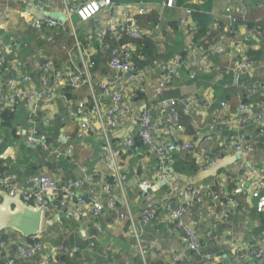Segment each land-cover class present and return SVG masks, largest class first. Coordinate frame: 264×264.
I'll return each mask as SVG.
<instances>
[{
    "label": "built area",
    "instance_id": "1",
    "mask_svg": "<svg viewBox=\"0 0 264 264\" xmlns=\"http://www.w3.org/2000/svg\"><path fill=\"white\" fill-rule=\"evenodd\" d=\"M21 1L30 9L45 11L46 3L41 0ZM173 1L166 0V6H172ZM113 6V0H86L76 7L65 4L62 12L64 20L60 23L45 16L43 20H35L34 28L49 31H62L71 26L73 14L82 22L91 21L94 28L86 33V40L94 48L84 47L83 42L72 33L73 46L68 52L69 62L63 69H56L49 60L41 68L38 86L27 75H16L0 83V111L7 107L17 108L19 105L26 108L29 122L27 143L43 151H48L49 145L41 137L36 122L39 119L44 128L50 127L52 108L40 118L39 113L44 106L51 105L59 86L63 84L70 94L64 97L66 114L78 120L77 138L90 133H98L103 138L98 161L99 171L87 173L79 180L64 182H58L48 175H30L25 178L23 188L20 189L19 177L15 173L0 170V190L11 197L20 194L26 204L40 206L44 222L61 211L67 219L77 221L86 205L91 206L90 214L93 218H98L107 211L114 213L112 225L122 226L123 237L141 264H151V261L154 264H220L221 261L226 264H264V233L249 243L236 244L230 262L204 253L205 243L201 238L211 240L215 237L216 224L244 215L247 209L225 184L219 183L215 188L209 184L183 185L173 176L170 167L171 158L193 150L189 142H169L167 139L171 129H182L178 108H181V113L188 115L201 105L194 97L164 98L162 94L174 82L181 81L182 72H187L192 79L197 71L210 73L213 67L204 62L205 56L192 59L189 55L179 56L164 63L154 61L152 65L159 75L147 80L150 77L147 72H138L131 59L136 50L134 41L141 39L146 33L127 11L123 12L122 17L110 14L105 19L100 18L102 12L111 11ZM234 9L247 13L239 5L236 8L229 7L225 16L230 17ZM187 14L190 12L187 11ZM107 36L116 43L112 49L103 41ZM209 50L222 53L218 46H212ZM96 52L97 55L103 52L109 54L107 67L113 73L112 76L96 79L93 62ZM3 61L0 57V63ZM253 66L251 60L243 59L238 63L236 73L243 75L253 70ZM83 89L87 90V98L74 97V93ZM134 94L146 98L136 119V132L124 143L114 144L109 134L123 130L131 120L135 112ZM247 94L263 96L264 81L253 84ZM220 108L227 110L228 105L221 103ZM237 109L238 118L234 119L237 125L233 127L231 120L224 122L218 118L214 124L207 126V139L212 140L219 150L225 149L240 156L254 154L259 148H264V110L258 107V111L251 114V106L244 102ZM220 125H224L226 135L217 131ZM134 136L147 147V155L142 157L136 167L140 191L135 197L144 201L138 220L133 218L126 202L127 175L120 160L122 153L132 149ZM64 140L68 141L69 137L65 136ZM201 157L202 161L198 165L200 171L215 166L216 156L204 154ZM246 166L249 196L255 201L257 215L264 217V172L254 164ZM237 168L242 169L243 162ZM101 171L112 178L113 184L102 183L99 174ZM150 174H153V179L149 178ZM159 183L167 188L165 192L160 191V186L157 191L146 193L147 189H152ZM87 187L91 190L100 189L104 201L99 197H84L80 194ZM114 189L126 207V214L116 209L117 202L112 194ZM74 199L76 204L71 203ZM201 226L205 228L202 229ZM146 228L163 230L169 235L176 234V240L185 252L174 254L155 242H145ZM3 236L6 240L0 242L1 251L7 253L13 247L14 253L0 258V264H29L38 258H45V264H54L59 256L77 257L87 249L62 244L53 246L42 239L41 233L30 237L26 244H19V235L13 231H4L2 238ZM93 246L91 243L90 247Z\"/></svg>",
    "mask_w": 264,
    "mask_h": 264
},
{
    "label": "crops",
    "instance_id": "2",
    "mask_svg": "<svg viewBox=\"0 0 264 264\" xmlns=\"http://www.w3.org/2000/svg\"><path fill=\"white\" fill-rule=\"evenodd\" d=\"M41 1L46 3L44 12L28 8L21 0H0V57L7 63L0 74V83L13 75H27L38 86L41 68L49 60L56 69H63L69 62L68 52L73 46L72 33L77 35L84 47H93L88 45L85 35L94 28V24L91 21L82 22L74 14L71 26L62 32L57 31L61 35L56 38H53V32L48 29L38 30L33 26L35 20H43L47 13L62 14L65 4L76 7L86 0ZM113 3L112 10L102 12L100 18L105 19L110 14L122 17L123 12L127 11L146 33L138 52L143 56H140L142 59L146 58L145 63L149 64L138 65V68L147 72L150 76L147 80L159 75L152 65L154 61L168 62L182 55H189L190 59L205 56L204 62L213 67L210 73L197 71L192 79L182 72L181 81L170 85L162 96L194 97L201 105L188 115L181 113V108H178L182 129H171L167 139L169 142L192 144L191 152L175 156V159L179 160L181 167L193 165L195 169L190 173L180 171V175L173 173V176L183 185L209 184L215 188L223 183L247 209L244 215L216 224L215 237L211 240L201 238L205 243V254L230 262L236 244L249 243L259 237L256 233L261 227L260 217L254 208L255 201L249 196L245 173L248 164H254L264 172V148H259L254 154L242 156L223 149L222 156L217 159L213 168L200 171L198 165L202 161L201 156L212 155L218 148L212 140L207 139V126L214 124L219 118L224 122L231 120L235 127L237 108L244 100L251 106V114L258 111V107L264 110V95L247 94L253 84L264 81V0H174L170 7L166 6V0H113ZM239 5L247 13L234 9L230 17L225 16L229 7L236 8ZM235 16H241L246 23L235 25ZM194 26L197 30H193ZM198 32L200 36H197ZM111 43L113 44L112 41ZM212 46L220 47L222 53L211 52L209 49ZM99 54L96 52L94 57H103V54ZM246 58L254 63L253 70L237 75L238 63ZM104 67L101 60L99 70L95 72L96 79L108 78ZM73 95L79 99L87 98V90L83 89ZM68 96L69 90L61 84L51 105L44 106L39 113L40 118L52 108L50 127L44 128L39 119L36 122L41 137L49 145L48 151L27 143L28 112L22 105L13 111L10 121H0V168L19 177L20 189L23 188L25 178L30 175H48L58 182H64L79 180L87 173L99 171L98 161L103 138L98 133L77 138L78 120L66 114L64 97ZM138 101L133 97L135 112L123 130L110 133L112 140L124 143L136 132V119L140 108L145 104ZM221 103L227 104L228 109L222 110ZM87 106L89 107L88 102ZM217 131L227 134L224 125L218 126ZM65 136L69 137L68 141L64 140ZM125 153L129 156L138 154L132 149H127ZM127 161L122 159L127 175L125 187L128 185L131 214L138 220L144 201L135 197L140 191L136 164L129 165ZM241 162L243 168L238 169ZM151 168L154 170L153 166ZM99 174L102 181L108 176L104 171ZM80 194L84 197H99L104 201L100 189L91 190L87 187ZM112 194L117 202L116 209L126 214V207L117 190L114 189ZM71 203L76 204V200H71ZM90 208V205L84 206L82 216L77 221L67 219L62 211L43 221L40 233L47 243L53 246L62 244L87 248L81 256H59L54 264H141L124 239L122 226L112 225L114 213L107 211L98 218H93ZM144 238L145 242H155L174 254L185 252L176 240V234L169 235L163 230L146 228ZM91 243L94 244L92 248ZM29 264H45V258H38ZM151 264L154 263L151 261Z\"/></svg>",
    "mask_w": 264,
    "mask_h": 264
},
{
    "label": "trees",
    "instance_id": "3",
    "mask_svg": "<svg viewBox=\"0 0 264 264\" xmlns=\"http://www.w3.org/2000/svg\"><path fill=\"white\" fill-rule=\"evenodd\" d=\"M235 20H237V21H234L235 22V25H239L240 26V25H243V24L246 23V20H242V17L241 16L239 18L237 16H235ZM228 21H230V20H228ZM216 26H217V24H216ZM193 30H197V28L194 26ZM51 32H53L52 33L53 38H56L58 35H61L60 33L62 31L59 34H57L58 33L57 31H51ZM198 35L200 36L199 32H198L197 36ZM197 36L195 35V40H196ZM144 37H142L141 39H138V40L134 41V44L136 45V50H135V52H133L131 59H132L133 64L137 68H138V65L143 66L144 64H147V63H145V61H147L146 58L145 59H142L141 57H143V56L142 55H139V52H138L140 50V44L144 40ZM85 40H86V35H85ZM103 41H104L105 44H108L109 49H112V48H114L116 46L115 41L113 39H111L110 36H107L106 39L103 40ZM111 41L113 42V44L111 43ZM101 54H103V57H101V58L98 57V56L97 57H93L94 71L96 72V70H99L100 61L103 60V67L105 65L104 69L106 70V75L108 77H110V76H112L113 73L107 67V61H108L109 54L107 52H103ZM184 56H187V55H182V57H184ZM106 59H107V61H106ZM6 66H7V63L5 61H3L2 63H0V67L2 68V69H0V74H2L3 69ZM137 71L140 72L142 70H140L138 68ZM98 73H100V72H98ZM185 73H186V75H188L187 72H185ZM14 76L15 75L9 77L8 79L13 78ZM69 96H70V94H69ZM134 96L136 98V101H138L139 99H141V100L138 101L139 103L142 102V101L143 102L146 101L145 100L146 98L144 96L140 95V94H134ZM241 102H244L245 103L246 100L241 101ZM15 109H16V107H14V108L7 107V108H4L2 111H0V121H1V123H7L8 121H10L12 119V117H13V113H14L13 111ZM116 142H117L116 140L115 141L113 140V143L114 144ZM132 150H135L138 154H136V155L135 154H132V155L129 156L127 153L124 152V153H122L120 155V160L122 161V159L123 160L124 159H127L128 160L127 163L129 165L136 164V167H137L138 166V162L142 159V157H144V156L147 155V147L141 142V140L138 137L134 136L133 139H132ZM222 151H223V149L222 150H219L218 148L215 149L213 151L211 157L216 156V160H217L219 157L222 156V153H223ZM175 158L176 157H173L170 160L171 161L170 162V167H171L172 172L175 175H180V173H179L180 171L185 172V173H190V172H192L195 169V167L193 165H188V168L181 167L180 163L178 162L179 160L177 161ZM0 170H2V168H0ZM149 178L150 179H153V174H150L149 175ZM102 183H105V184H113L112 178L108 175V176H106L103 179ZM166 189L167 188L165 186H161L160 191L161 192H165ZM259 217H260L261 227H260V229H258V231L256 233L258 236H260L262 233H264V217H262V216H259ZM4 240H6V238H4V236H3V238H1V241L3 242ZM13 253H14L13 247H10L8 249V252L7 253L2 252L1 249H0V258H5L7 255H9V256L10 255H13ZM220 264H226V263H224L223 261H221Z\"/></svg>",
    "mask_w": 264,
    "mask_h": 264
},
{
    "label": "water",
    "instance_id": "4",
    "mask_svg": "<svg viewBox=\"0 0 264 264\" xmlns=\"http://www.w3.org/2000/svg\"><path fill=\"white\" fill-rule=\"evenodd\" d=\"M45 18L60 23L64 20L62 14H46ZM162 185L153 186L147 189L146 193L157 191ZM22 189V188H21ZM43 224V209L35 204H26L20 194L11 197L0 190V242L3 232L10 230L19 235V244H26L27 240L41 232Z\"/></svg>",
    "mask_w": 264,
    "mask_h": 264
},
{
    "label": "rangeland",
    "instance_id": "5",
    "mask_svg": "<svg viewBox=\"0 0 264 264\" xmlns=\"http://www.w3.org/2000/svg\"><path fill=\"white\" fill-rule=\"evenodd\" d=\"M110 135V134H109ZM111 137V136H110ZM128 184V183H127ZM126 186V185H125ZM127 188V189H126ZM125 190H126V192H127V196H126V202H127V205L129 206V209H130V207H131V202H130V198L128 199V196L130 197V193H129V190H128V185H127V187H125Z\"/></svg>",
    "mask_w": 264,
    "mask_h": 264
}]
</instances>
